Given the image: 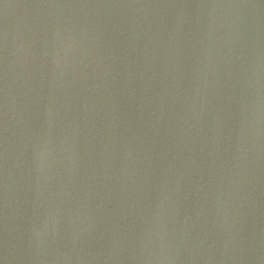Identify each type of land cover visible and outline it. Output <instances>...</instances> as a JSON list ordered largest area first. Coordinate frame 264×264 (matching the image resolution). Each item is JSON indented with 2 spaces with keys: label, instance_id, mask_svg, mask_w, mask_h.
I'll list each match as a JSON object with an SVG mask.
<instances>
[{
  "label": "water",
  "instance_id": "1",
  "mask_svg": "<svg viewBox=\"0 0 264 264\" xmlns=\"http://www.w3.org/2000/svg\"><path fill=\"white\" fill-rule=\"evenodd\" d=\"M0 264H264V3L0 0Z\"/></svg>",
  "mask_w": 264,
  "mask_h": 264
},
{
  "label": "snow or ice",
  "instance_id": "2",
  "mask_svg": "<svg viewBox=\"0 0 264 264\" xmlns=\"http://www.w3.org/2000/svg\"><path fill=\"white\" fill-rule=\"evenodd\" d=\"M262 3H264V0H261Z\"/></svg>",
  "mask_w": 264,
  "mask_h": 264
}]
</instances>
